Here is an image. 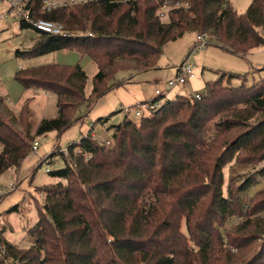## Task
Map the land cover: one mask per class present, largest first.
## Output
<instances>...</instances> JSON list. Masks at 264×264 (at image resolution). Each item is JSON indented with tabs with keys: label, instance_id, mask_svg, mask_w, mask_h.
I'll use <instances>...</instances> for the list:
<instances>
[{
	"label": "trees",
	"instance_id": "1",
	"mask_svg": "<svg viewBox=\"0 0 264 264\" xmlns=\"http://www.w3.org/2000/svg\"><path fill=\"white\" fill-rule=\"evenodd\" d=\"M187 1V7L171 9L164 21L158 16L162 0H91L46 14L93 35H42L23 54L75 48L89 55L98 71L88 98V75L79 64L18 71L16 78L25 88L58 95L59 115L43 119L37 134L70 128L83 119L84 114L76 115L82 104L90 109L126 80L118 79V72L156 67L164 46L185 32H208L240 56L264 46V0H252L244 13L236 12L231 0ZM225 73L205 83L201 98L179 94L139 122L126 115L112 127L111 146L82 137L79 144L92 152L89 159L75 155L77 143L70 144L75 162L64 156L65 166L50 171L62 181L44 187L46 202L28 230L31 246L19 250L8 244L16 252L14 263L264 264V247L244 262L254 240L264 234V197L245 211L231 189L228 196L223 192L224 166L239 159L237 152L247 149L254 134H264V123L253 124L231 142L217 139L231 125L264 114V78L251 86H231L223 82ZM241 76L246 75L230 73L229 78ZM28 108L19 113L25 132L0 108V175L19 167L32 149ZM257 146L258 152L264 149V139ZM257 192L264 195V188ZM202 207L206 210L199 213ZM232 215L245 219L229 235L224 223ZM183 217L189 237L182 231Z\"/></svg>",
	"mask_w": 264,
	"mask_h": 264
},
{
	"label": "rangeland",
	"instance_id": "2",
	"mask_svg": "<svg viewBox=\"0 0 264 264\" xmlns=\"http://www.w3.org/2000/svg\"><path fill=\"white\" fill-rule=\"evenodd\" d=\"M251 2L252 0H231L234 10L238 13L246 12ZM199 32L188 31L168 42L154 68L144 71L118 72L117 78L126 80L100 97L90 109H87V104H82L76 115L78 117L84 114L83 119L75 122L64 132L50 131L37 134L38 125L43 119L56 118L59 115L58 95L42 88H25L16 78L18 71L45 64L67 66L79 64L88 75L85 86V95L88 98L92 93L98 66L89 55H83L75 48H62L33 56L23 54L31 50L38 42L39 32L33 27L23 26L13 18L0 21V96L2 98L0 108L3 116L8 112L18 129L25 132L27 126L20 123L19 113L28 105L29 122L27 124L31 141L36 139L39 141L37 149L31 150L19 167H12L0 175V189L10 183L16 185L12 191L6 188L7 193L0 192V259L3 264H15L16 252H10L8 244L17 245L19 250H25L31 246L28 230L38 221L40 207L46 202L47 193L44 187L62 181L51 172L65 166L62 159L64 156L69 161L75 162L71 152L69 156L65 154L63 156L60 150L67 149L72 143H78L82 135L87 136L89 133L100 141L94 140L98 145H102L100 143L106 139L114 143L112 127L124 120L127 114L123 109H131L128 117L139 122L141 117L136 116L135 113L137 104L157 97V88L164 94L159 98V103L162 105L167 99H173L179 94L201 93L204 95L205 83L216 80L224 72L226 73L223 82L231 86H239L243 83L251 86L264 78V46L253 48L240 56L218 45L216 37L210 35L211 39L207 45L197 46L196 50L192 51L197 45L196 36ZM188 57L196 65V75L188 85L179 84L170 89L167 81L175 77L178 65ZM230 73L246 76L229 78ZM144 110L145 116H149L150 111ZM5 117L8 119L7 116ZM260 122L264 123V114L259 113L256 119L241 122L242 124L237 127L231 125V128L223 135H219L220 138L217 139L219 142L224 140L231 142L244 132L251 131L253 124L256 126ZM252 137L247 149L241 148L237 152L239 159L236 158L223 168L225 196L229 195L228 192L231 189L234 197L239 198L240 204H238L245 211L262 196L264 197L263 194L258 195L259 191H256L264 188V174H260V170L264 168V158L260 157V152L262 153L264 149L258 152V146L256 147L264 139V134H254ZM73 153L77 155L74 151ZM48 156L54 157L49 164L45 163ZM46 168L51 172H47ZM63 182L67 181L63 180ZM2 195L4 196L1 197ZM15 206L17 208L14 209ZM205 210L206 208L202 207L197 211L201 213ZM228 217L224 223L225 230L227 234L234 235L236 225L243 222L245 218L238 215ZM185 220V217L181 220L182 231L189 237ZM263 247L264 234L257 236L254 240L250 252H247L244 257V262L250 261Z\"/></svg>",
	"mask_w": 264,
	"mask_h": 264
},
{
	"label": "built area",
	"instance_id": "3",
	"mask_svg": "<svg viewBox=\"0 0 264 264\" xmlns=\"http://www.w3.org/2000/svg\"><path fill=\"white\" fill-rule=\"evenodd\" d=\"M87 1L91 0H0V21L4 19L13 18L19 21L21 24L25 26H30L36 29L39 34L42 35H52V36H63V37H70V36H92L93 32L91 30L81 31V30H71L69 29L65 23H63L59 19L55 18H48L45 15L48 13H52L55 10L60 8L82 4ZM129 1V0H124ZM189 2L187 0H162V4L158 10V16L163 21L167 19L170 10L173 8H180V7H187ZM212 36V35H211ZM197 45L192 49L195 51L197 46L203 47L207 45L211 39L210 34L208 32H199L197 34ZM196 75V65L189 60V57L185 59L180 65L177 67V72L174 78H171L167 81L169 88H173L179 84L181 85H188L189 81ZM156 93L158 96L164 95L162 91L157 88ZM192 96L195 98H201L203 94L201 93H192ZM161 104L159 103V99H153L148 101H141L136 106V116L144 117L145 110L148 109L150 114L152 111L156 110L160 107ZM124 112L128 115L131 112V109L124 108ZM91 136L95 141H99L95 138L93 134H88ZM85 137V135H82ZM81 140V139H80ZM100 142V141H99ZM80 141L77 143V146L74 149L76 154L82 155L84 158H88L92 156V152L89 150H84L81 145L79 144ZM113 143L112 140L106 139L103 143L108 146H111ZM39 146V141L36 139L32 142V149L36 150ZM66 156L70 155L69 147L65 150H60ZM54 157L48 156L45 163L49 164L53 161ZM47 172H50L48 168H46ZM6 188L9 191H12L16 188L14 183H10L8 186L2 187L0 189L1 194L7 193Z\"/></svg>",
	"mask_w": 264,
	"mask_h": 264
},
{
	"label": "crops",
	"instance_id": "4",
	"mask_svg": "<svg viewBox=\"0 0 264 264\" xmlns=\"http://www.w3.org/2000/svg\"><path fill=\"white\" fill-rule=\"evenodd\" d=\"M40 37H41V35H40ZM40 37H39V39H40ZM161 96H163V95H161ZM159 98H160V96L154 97V99H157V100H158ZM151 100H153V99H151ZM125 115H126V114H125ZM112 132H113V128H112ZM262 188H263V187H262ZM260 189H261V188H260ZM257 190H259V189H257ZM257 190H256V191H257Z\"/></svg>",
	"mask_w": 264,
	"mask_h": 264
}]
</instances>
